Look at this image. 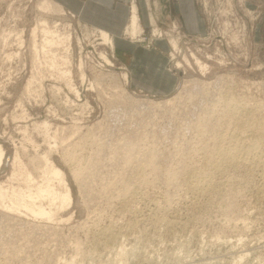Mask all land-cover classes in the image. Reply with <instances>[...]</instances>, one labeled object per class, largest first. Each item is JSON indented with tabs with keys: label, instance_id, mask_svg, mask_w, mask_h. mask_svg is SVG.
I'll use <instances>...</instances> for the list:
<instances>
[{
	"label": "rangeland",
	"instance_id": "rangeland-1",
	"mask_svg": "<svg viewBox=\"0 0 264 264\" xmlns=\"http://www.w3.org/2000/svg\"><path fill=\"white\" fill-rule=\"evenodd\" d=\"M46 1L0 0V187L7 190L0 264H264V0H194L195 33L179 18L160 22L159 4L149 0L147 26L138 18L139 34L122 36L150 49L165 43V68L175 75L166 96L132 87L127 56L70 12L47 10ZM137 2L129 0L130 15ZM193 81L208 86L198 92ZM122 85L137 97H173L169 108L135 119L138 162L125 163L116 147L125 130H113L119 118L105 115L120 98L112 86ZM100 123L112 125L108 134L97 132ZM155 148L152 158L146 151ZM48 161L71 190L63 209L32 193L62 189L46 173ZM14 189L52 215L13 204Z\"/></svg>",
	"mask_w": 264,
	"mask_h": 264
},
{
	"label": "crops",
	"instance_id": "crops-1",
	"mask_svg": "<svg viewBox=\"0 0 264 264\" xmlns=\"http://www.w3.org/2000/svg\"><path fill=\"white\" fill-rule=\"evenodd\" d=\"M63 10L77 17L84 24L105 30L112 36L116 49L128 58L130 85L144 92L166 96L174 89L175 75L166 70L164 42L158 41L155 49L123 38L129 27V0H54ZM137 15L143 27L147 26L146 5L149 0H137ZM159 4L160 22L179 18L191 33L201 32V21L194 0H156ZM133 7V5H132ZM140 24V23H139Z\"/></svg>",
	"mask_w": 264,
	"mask_h": 264
},
{
	"label": "bare ground",
	"instance_id": "bare-ground-1",
	"mask_svg": "<svg viewBox=\"0 0 264 264\" xmlns=\"http://www.w3.org/2000/svg\"><path fill=\"white\" fill-rule=\"evenodd\" d=\"M56 6V7H55ZM47 10H53L54 12H61V11H63V9H62V7L58 4V3H56V2H54V1H51V0H48V1H46V4H45V6H44ZM139 21H138V15H137V12H136V8H135V6L133 5V7H132V12H131V15H130V20H129V27H128V29H127V31L126 32H128L129 34H130V36H132L131 38L133 39V37L134 36H137V34H139V32H140V27H139ZM44 29V28H43ZM46 29V28H45ZM44 31V30H43ZM44 32H46V31H44ZM47 32H48V30H47ZM46 32V33H47ZM99 33H100V38L102 39V41H103V44H105V45H107L108 47H110L111 48V50L114 48V42H113V40H112V37L105 31V30H99ZM45 34V33H44ZM68 38H66V40H67ZM135 39H136V37H135ZM140 39V38H139ZM46 41V40H45ZM171 44H172V46H173V48H174V46H175V48H176V46H177V42H176V39L174 38V39H171ZM103 59L107 62V63H109V64H111V61L105 56V55H103ZM185 60H186V57L184 58ZM195 60H196V58H195ZM66 62H68V61H66ZM187 62V61H186ZM196 62H197V64L202 68L203 66H201V63L199 62V61H197L196 60ZM178 63V62H177ZM187 64H188V62H187ZM78 65H79V67H78ZM77 65V67L79 68V71H80V75H81V78L83 79V78H85V73H84V69H83V63L82 62H80L79 61V64ZM52 66V65H51ZM205 69V68H204ZM203 69V70H204ZM67 70H69V69H67ZM65 73V75L67 76V75H69L70 74V72H64ZM121 74H123V73H121ZM113 74H111V75H109V77L111 76L113 79H116V77H117V74H114L113 76H112ZM118 75H120V74H118ZM104 77V76H103ZM122 77H123V79H124V81L125 80H127V75L126 74H123L122 75ZM120 78V77H119ZM108 80H109V78H108ZM122 81V80H121ZM112 83H110V84H114L113 83V81H111ZM119 82V81H118ZM118 82H116V83H118ZM68 85L70 84V80H68ZM115 83V85L117 86V85H119V83L118 84H116ZM122 83V82H121ZM213 83V82H212ZM191 84H192V86L194 87V88H198V92H199V90H201L202 88H204V87H206V86H208V85H202L201 84V82H191ZM215 84V83H214ZM217 84V83H216ZM70 87H71V85H69ZM98 86V85H97ZM108 86V85H107ZM210 86H212V85H210ZM215 85H213V87H214ZM98 87H100V86H98ZM97 87V88H98ZM110 87V86H109ZM113 87V88H112ZM111 88L112 89H119V91L118 92H120V98H118V99H116L115 98V96H114V99H116V100H114V102H113V104H112V106H110V108L106 111V114L105 115H109V116H114V117H116V118H119V119H117L118 121H119V123H118V125H116L115 126V128L113 129V130H117L118 132H121L122 133V131H121V129L122 130H125L124 131V134H126V136L123 138V136L120 138L121 140H119V141H117V143H116V147L118 148V146H117V144L121 147L120 148V150L122 151V153H121V155H122V157H123V160L125 161V163H128V160H134L135 162H138L140 159H141V156H139L140 154H138V155H136V153H135V150H136V147H137V144H135L134 145V141L136 140L137 141V139H140V138H138L139 137V130L140 129H137L136 130V128H134L133 127V125L136 123V122H138L137 120H135L136 118H137V116L138 115H143V118H144V116H147V115H150V116H154V113H156L157 111H156V109L157 108H159V106H161L162 105V107L163 106H165L166 108H169V106H168V104H170V103H172V98H167L165 101L163 100V101H156V100H153V99H147V98H142V97H140V96H136V95H133V94H131V93H129V92H127L124 88H123V85L121 86V88H114V86H112ZM72 88V87H71ZM102 88V87H101ZM110 88V89H111ZM74 89V88H73ZM98 90H100V89H98ZM97 90V91H98ZM203 90V89H202ZM76 91V90H75ZM101 91H103L102 89H101ZM100 94H102V92H100V91H98ZM115 92V94H118L117 93V91H114ZM203 92V91H202ZM76 93H77V91H76ZM204 95V94H203ZM113 97V96H112ZM118 97V96H117ZM180 98V97H179ZM178 98V99H179ZM231 98H233V97H231ZM177 99V100H178ZM218 99V98H217ZM234 99V98H233ZM173 100H176L175 98L173 99ZM231 100V99H230ZM243 100H245L244 98H243ZM243 100H242V102H243ZM216 101V100H215ZM229 101V100H228ZM227 100H226V103H225V105H228L229 106V104H230V101H229V103L227 104V102H228ZM174 102V101H173ZM239 102V101H238ZM238 102H236V103H238ZM247 102V101H246ZM85 104H86V102H85ZM109 104H111V103H109ZM178 104V103H177ZM187 104V103H186ZM87 105V104H86ZM234 105V104H233ZM236 105V104H235ZM245 105V104H244ZM241 106V105H240ZM189 107H191V106H189ZM232 106H230V108H231ZM237 107V106H236ZM235 107V108H236ZM233 108H234V106H233ZM238 108V107H237ZM241 108V107H240ZM162 109V108H161ZM208 109V108H207ZM232 109V108H231ZM203 110V109H202ZM234 110V109H233ZM238 110V109H237ZM237 110H236V112H237ZM156 111V112H155ZM159 111H161V110H159ZM207 111V110H206ZM235 111V110H234ZM234 111H233V113H234ZM235 112V113H236ZM246 112V111H245ZM248 112V111H247ZM157 113H159V112H157ZM199 113V112H198ZM213 113V112H212ZM232 113V112H231ZM230 113V114H231ZM234 113V114H235ZM197 114V113H196ZM238 114H240V113H238ZM248 114H249V112H248ZM160 115V114H159ZM233 115V114H232ZM236 115H237V113H236ZM109 116H108V119H111V117L109 118ZM105 117V116H104ZM158 117V116H157ZM106 118H107V116H106ZM105 118V119H106ZM113 118V117H112ZM115 118V119H116ZM156 118V117H155ZM154 118V119H155ZM179 118V117H178ZM238 118V117H237ZM104 119V118H103ZM104 119V120H105ZM114 119V118H113ZM114 119V120H115ZM153 119V120H154ZM189 119V118H188ZM208 119V118H207ZM107 120V119H106ZM117 120H116V122H117ZM112 120H110V122H111ZM154 121H156V120H154ZM104 122V121H103ZM106 122V121H105ZM148 122V121H147ZM204 122V121H203ZM109 123V122H108ZM107 122H106V125L108 124ZM112 123H114L113 121H112ZM149 123V122H148ZM98 124H99V122H98ZM97 124V125H98ZM101 124H102V126H101ZM115 124V123H114ZM137 124V123H136ZM142 124V123H141ZM144 124H146L144 121H143V125ZM185 124V123H184ZM44 125V127L46 126V123L45 124H43ZM105 125V124H104ZM103 123H100V127H97V128H100L97 132H101L102 133V129L104 130V132H106L107 130H109L110 131V129L112 128V125H111V127L109 128V127H107L108 129H104L103 128ZM143 125H139V126H143ZM239 125V124H238ZM110 126V125H109ZM102 127V128H101ZM114 127V126H113ZM137 127V126H136ZM138 128V127H137ZM139 128H141V127H139ZM190 128V127H189ZM118 129H120V130H118ZM145 129V128H144ZM97 130V129H96ZM106 130V131H105ZM112 130V131H113ZM111 131V132H112ZM137 133H136V132ZM103 132V133H104ZM139 132V133H138ZM107 133V132H106ZM113 133V132H112ZM111 133V134H112ZM114 133H116V131L114 132ZM147 133V132H146ZM97 134V133H96ZM108 134V133H107ZM98 136L100 135V137H104V138H106L107 136L105 135V136H103V134H102V136H101V134H97ZM111 136L112 135H108V138H111ZM113 136H116L115 134L113 135ZM118 136V135H117ZM155 136V135H154ZM171 136V135H170ZM169 136V137H170ZM119 137V136H118ZM135 139H134V138ZM114 138V137H113ZM143 138V137H142ZM223 139V138H222ZM105 140V139H104ZM114 141V139H111V141ZM116 140V139H115ZM169 140V139H168ZM106 141V140H105ZM105 141H104V143H105ZM108 141V140H107ZM111 141H109L108 143L110 144L111 143ZM99 143H100V140H99ZM101 143H102V140H101ZM107 143V142H106ZM137 143V142H136ZM139 143V142H138ZM146 143V142H145ZM113 144V143H112ZM111 144V145H112ZM152 144V143H151ZM164 144V143H163ZM101 145V144H100ZM105 145H107V144H105ZM160 145V144H159ZM104 146V145H103ZM247 146V145H246ZM161 147V146H160ZM165 147H167V146H165ZM235 146H233V148H234ZM169 147H167V149H168ZM236 148V147H235ZM252 148V147H251ZM161 149V148H160ZM166 149V148H165ZM166 149V150H167ZM158 150H159V148H158ZM158 150H156V148H155V150H152L151 149V151L149 152V151H146L147 153H148V155L150 154H152L151 155V157L152 158H156V156H158ZM120 151V152H121ZM137 151V150H136ZM161 151V150H160ZM173 151V150H172ZM179 152V151H178ZM119 153V152H118ZM147 153L145 154V155H147ZM160 153V152H159ZM162 153V152H161ZM160 153V154H161ZM175 153V152H174ZM177 153V152H176ZM155 154H157V155H155ZM159 154V155H160ZM3 155H4V151H3V149L1 148V146H0V165L2 164V161H3ZM228 155V154H227ZM150 158V157H149ZM33 159V158H32ZM42 159V158H41ZM157 159H158V157H157ZM157 159H155V160H157ZM46 160H44V162H45ZM90 162H91V160H90ZM92 162H94V161H92ZM146 162V161H145ZM48 163V165H47V169H46V173H48V175L50 174V176H52L53 178H56L57 180H58V184H60L61 185V187H62V189H60V188H58L60 191H57L56 189H53L52 187H50V186H43L44 188H40V186L39 185H41V184H39L38 186V189H37V191H35V192H32V193H34L35 194V196H36V198H39V197H46V196H43V194L44 195H47V197L48 196H50V200H59V208L60 209H63V208H65V207H67L68 205H70V203H71V201H72V195H71V190H70V187L68 186V184H67V182H66V179H65V174L63 173V171L61 170V169H59L58 167H56L55 165H53L52 163H51V161H48L47 162ZM97 163V162H96ZM103 163V162H102ZM45 164H46V162H45ZM89 164V163H88ZM92 164V163H91ZM95 164V163H94ZM142 164V163H141ZM97 167H98V165H101V164H99V162H98V164H95ZM94 165V166H95ZM135 165V164H134ZM133 165V166H134ZM46 166V165H45ZM149 166V165H148ZM96 167V168H97ZM100 167V166H99ZM38 168H40V167H38ZM103 169V168H102ZM126 169H130L129 167L127 168L126 167ZM85 170V169H84ZM107 170V169H106ZM81 171V170H80ZM99 171H101V170H99ZM144 171V170H143ZM24 172V171H23ZM42 172V171H41ZM173 172V171H172ZM46 173H45V175H46ZM74 174V177H75V179H76V181H77V179H78V181H79V183H82V181H83V177H82V179H79V177H78V175H79V173L76 171H74L73 172ZM84 173V172H83ZM121 173V172H120ZM95 174V173H94ZM113 174V173H112ZM263 174H264V172H263ZM44 175V176H45ZM86 176H87V174H86ZM119 177V176H118ZM25 178V177H24ZM31 178V177H30ZM93 178H96V177H93ZM114 178H115V176H114ZM44 179H46V178H44ZM85 179V178H84ZM89 179V178H88ZM92 179V178H91ZM98 179V178H97ZM119 179V178H118ZM47 180H50V178H48ZM95 180V179H94ZM55 181V180H54ZM54 181H52V182H54ZM77 181V182H78ZM89 181H91V180H89ZM89 181H87V182H89ZM96 181V180H95ZM49 182V181H48ZM48 182L46 183V184H48ZM51 182V181H50ZM111 182V181H110ZM114 182V181H113ZM118 182V181H117ZM122 184V183H121ZM32 186V185H31ZM128 186V185H127ZM60 187V186H59ZM37 188V187H36ZM57 188V187H56ZM107 188V187H106ZM128 189V188H127ZM15 190L16 189H14V193H15ZM7 190L6 189H2V187H0V199H3L4 197H5V195H6V192ZM22 192H23V190H21ZM124 191V190H123ZM17 192V191H16ZM20 192V191H19ZM29 192H30V190H29ZM29 192L27 193L26 192V195L28 194L29 195ZM11 194H13V198H14V201H12V202H14L13 204H15V205H18V206H25V210H29L30 211V213H33L36 217H39V216H50V213L52 212H48V211H46L44 208H42V206H40V204L39 205H32V203L35 201L36 202V199H33V198H35L34 196H32V194L28 197V198H30V200H31V198L34 200L31 204H28V202L30 203V200H28L27 202H25V198H24V200H23V198L21 197V195H20V193H18V194H14L13 192H10ZM25 192H23V194H24ZM11 194H9V196L11 197ZM23 194H22V196H23ZM8 195V194H7ZM26 195H24V196H26ZM82 195V194H81ZM9 196H7V198L9 197ZM83 196H84V194H83ZM88 196V195H87ZM9 197V199H12V198H10ZM53 199H52V198ZM49 198V197H48ZM41 199V198H40ZM46 199V198H45ZM86 199V198H85ZM2 201V200H1ZM24 201V202H23ZM11 202V200H10V203H12ZM35 202H34V204H35ZM52 202V201H51ZM55 202H57V201H55ZM54 202V203H55ZM2 203V202H1ZM23 203V205H21ZM38 204V203H37ZM58 205V204H57ZM5 206V205H4ZM23 206V207H24ZM8 206H6V207H4V208H7ZM10 207H12V206H10ZM23 207H19V209L20 208H23ZM55 208V207H54ZM58 208V207H57ZM9 209H11V208H9ZM15 209V208H14ZM50 209V208H49ZM59 209V210H60ZM16 210V209H15ZM58 210V211H59ZM28 211V212H29ZM56 211H57V209H56ZM54 213H56V212H54ZM3 215V214H2ZM51 215H52V213H51ZM52 217V216H51ZM48 219H50V218H48ZM15 220V219H14Z\"/></svg>",
	"mask_w": 264,
	"mask_h": 264
},
{
	"label": "built area",
	"instance_id": "built-area-1",
	"mask_svg": "<svg viewBox=\"0 0 264 264\" xmlns=\"http://www.w3.org/2000/svg\"><path fill=\"white\" fill-rule=\"evenodd\" d=\"M172 32H175V34L176 35H174V36H176V38L175 39H178L179 40V31H178V29L177 28H174V31L173 30H171ZM170 37H171V35H170ZM177 40V41H178Z\"/></svg>",
	"mask_w": 264,
	"mask_h": 264
}]
</instances>
